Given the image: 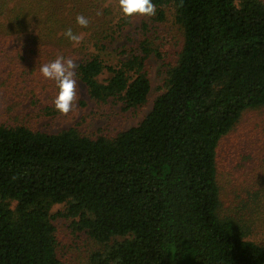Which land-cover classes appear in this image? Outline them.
<instances>
[{
    "label": "trees",
    "instance_id": "16d2710c",
    "mask_svg": "<svg viewBox=\"0 0 264 264\" xmlns=\"http://www.w3.org/2000/svg\"><path fill=\"white\" fill-rule=\"evenodd\" d=\"M7 2L0 0L2 16ZM80 2H39L36 40L46 43L44 63L54 60L52 44L67 57L66 29L88 33L97 54L76 66L75 77L90 100L123 110L144 106L146 62L152 55L163 60L161 54L145 39L108 64L100 54L121 26L109 21L110 9L93 5L85 14ZM152 2L159 20L162 8H173L182 45L165 66L163 93L137 126L93 137L74 127L51 134L0 122V264H60L57 218L99 246L84 264H264V244L249 239L259 235L264 188L237 196L232 212L221 215L217 179L222 140L245 112H264V0ZM78 14L89 19L87 28L76 23ZM4 19L5 49L30 21L14 13ZM1 54L3 66L8 56ZM31 74L18 73L17 85L24 88L23 76ZM55 205L62 210L52 213Z\"/></svg>",
    "mask_w": 264,
    "mask_h": 264
},
{
    "label": "rangeland",
    "instance_id": "374dc122",
    "mask_svg": "<svg viewBox=\"0 0 264 264\" xmlns=\"http://www.w3.org/2000/svg\"><path fill=\"white\" fill-rule=\"evenodd\" d=\"M41 0H8L5 14L0 15V25L7 24L4 18L15 14L25 20L30 27L17 31L10 43L0 47V55L4 52L3 66L0 63V122L10 125L25 124L33 130L51 134L74 127L82 134L96 137L105 135L114 136L137 126L151 111L153 101L163 93L165 66L173 64L182 45V34L179 26L174 22V11L170 5L162 8L163 19L154 16L124 17L118 7V0H81V8L87 10L96 5L100 12L110 9L112 17L109 21L120 25L121 35L117 38L110 50L100 54L108 64H114L118 58L124 59L121 51L135 50L142 40L148 39L150 45L159 51L163 60L150 56L146 62V72L150 81V92L146 104L137 109L123 110L121 104L108 102L104 106H97L90 100L86 87L77 81V100L74 110L68 115H61L52 101L58 89L56 83L42 77L39 68L44 64V44L36 40L40 33L41 21L36 18L35 12L40 11ZM35 8V9H34ZM71 6L67 5L66 13ZM51 10V8H45ZM44 12V11H43ZM42 12V15H43ZM59 15L58 9L53 10ZM96 22V18L94 17ZM101 22V21H100ZM83 33V40L79 45H70L67 57L75 59L76 66L83 60L96 55V51L89 42V34ZM51 59H55L59 46L52 44ZM112 49V50H111ZM128 55L131 52L127 51ZM11 64H13L11 66ZM16 66V70L13 69ZM31 72L23 76L24 88L17 85L18 73ZM75 71V69H74ZM109 77L106 72L98 80L105 81ZM24 90L26 92H24ZM217 179L221 190V215L230 214L236 199L246 191L254 192L264 188V112L249 110L245 112L236 127L222 140L217 157ZM63 205H55L52 213L62 210ZM259 222L258 236L249 239L264 244V217ZM69 221L57 218L56 227V254L60 264H84L91 252L99 246L84 233H74Z\"/></svg>",
    "mask_w": 264,
    "mask_h": 264
},
{
    "label": "clouds",
    "instance_id": "9594fccd",
    "mask_svg": "<svg viewBox=\"0 0 264 264\" xmlns=\"http://www.w3.org/2000/svg\"><path fill=\"white\" fill-rule=\"evenodd\" d=\"M118 7L124 17L134 16L151 17L156 14V5L152 0H118ZM99 14V13H98ZM76 23L87 28L89 19L83 14L76 16ZM63 35L74 46L83 40V33H75L71 28L66 29ZM76 62L74 58L57 55L54 60L40 66L39 72L43 78L54 81L58 89L53 98V105L61 115H68L74 110L77 100V81L75 79Z\"/></svg>",
    "mask_w": 264,
    "mask_h": 264
}]
</instances>
